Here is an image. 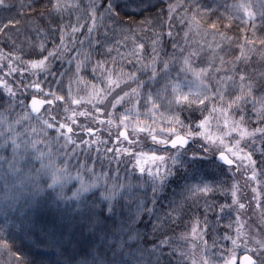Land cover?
<instances>
[{"label":"snow or ice","instance_id":"obj_1","mask_svg":"<svg viewBox=\"0 0 264 264\" xmlns=\"http://www.w3.org/2000/svg\"><path fill=\"white\" fill-rule=\"evenodd\" d=\"M7 7L6 0H0V8ZM179 7L170 3L167 10L172 52L165 47L163 20L158 25L148 19L126 22L117 0H88L86 6L79 0H55L50 17L55 13L62 19L69 8L76 11L74 23L49 20L56 23L59 43L53 41L49 49V32L33 22L38 42L29 40L24 53L29 59L23 58L24 50L18 45L7 55L0 49V216L4 217L0 250L8 249L16 264H29L27 253L24 248L17 249L20 255L11 252L3 228L11 226L27 237L38 224L47 229L51 246L67 251L71 245L73 252L96 253L93 260L80 264H168L163 259L165 247L167 255L176 254V264H264V233L252 236L246 229L242 216L248 205L242 202L240 180L235 179H244L256 207L264 209V71L256 79L239 67V61L248 60L243 45H239L240 56L225 60L220 55L228 54L222 42L231 44L234 38L211 20L210 7L201 9L197 4L187 30L177 39L179 33L172 31L171 21ZM225 7L246 16L255 31V13L248 4L237 0ZM260 7L264 25V0ZM234 18L226 15V29ZM201 20L207 25L205 35L215 41L207 58L201 55L204 49L193 47L189 40L193 28L200 34ZM11 24V20L0 22V34H6ZM83 28L87 31L76 47ZM101 28L103 40L92 35ZM137 29L152 31L147 41L150 52L141 42L143 37H137ZM116 36L120 39H113ZM244 39L246 44L255 43ZM86 42L90 49L103 48L104 58L93 63ZM120 46L127 51L121 52ZM72 51L75 56L70 55ZM66 56L74 68L53 72L52 62ZM89 73L104 86L92 84V91L81 96L73 85L86 84ZM81 117L85 122H80ZM98 161L101 171L96 170ZM105 161L108 170H104ZM204 164L220 170L226 167L232 183L225 187L200 175L197 183L183 185L163 214L157 212L160 194L170 182L187 180ZM73 179L78 187L69 197L65 185ZM100 189L97 200L87 196ZM216 191L230 198V203L219 205V212L212 200ZM201 201L203 219L192 213L186 230L177 235L173 225L183 223V216L191 207L199 208ZM226 209L236 213L235 219L230 218L223 235L217 237L216 229L209 227L208 213H216L218 224ZM143 214L155 217L152 234L159 242L150 249L143 247L146 235L134 227ZM261 215L264 227V212ZM210 234L211 243L205 238ZM9 238L14 240L15 233ZM180 240L183 245L177 243Z\"/></svg>","mask_w":264,"mask_h":264},{"label":"trees","instance_id":"obj_2","mask_svg":"<svg viewBox=\"0 0 264 264\" xmlns=\"http://www.w3.org/2000/svg\"><path fill=\"white\" fill-rule=\"evenodd\" d=\"M55 2V0H6L8 5L7 8H0V22L7 24L9 20L12 21V24L9 26V29L6 34H0V49H2L5 55L15 47L16 45L20 46L24 50L21 55L24 59H29L28 55L24 53L28 52V42L31 40L32 42H38V37L36 32L33 29V22L39 23L41 27L49 32L48 39L46 41L47 47L50 49L53 46V41L59 43V30L56 27V23L49 24V20H53L55 22L67 24L69 22H75L76 20V11L75 9L69 8L67 11L63 13V18L55 13L50 17L48 15L49 10L51 9V3ZM82 6H86L88 4V0H79ZM118 3L122 5V15L124 20L127 22L130 19H134L137 22L144 21L148 19L149 21H153L155 24H159L160 20L164 22V37L163 39L167 42L165 47L167 52H172L173 49L171 47V38L167 36V31L169 30V22L167 19V10L168 5L170 3L176 4L179 3L181 7L177 8L173 19L171 21L172 31L174 33H179L177 39L183 36L184 31L187 30V20L191 18L194 11H196V5L199 4L201 9L210 7L213 9V14H211V20L218 21V27L220 31H227L228 36L233 37V41L229 44L227 41L222 42L223 46L228 53L225 55L224 53H220V55H224L225 60H230L233 57L240 56V47L239 45H243L245 48V54L248 57L247 62L244 60L239 61V67L245 69L253 78L258 79V73L264 71V59H262V55H264V44L260 43L261 39H264V25L261 24L260 19V11H261V3L262 0H240V2L246 3L249 5V10L255 13V21L256 28L255 31L252 29L251 21L248 20L246 16H241V13L236 12L234 10L226 9L225 5H231L237 2V0H117ZM46 5L47 7H44ZM163 10V11H162ZM187 12V16L185 15ZM43 13V18H41L40 14ZM231 14L235 17L231 21V28L226 29L225 25L229 23L226 19V15ZM199 19V16H198ZM205 19H207V14H205ZM184 21L183 23L181 21ZM19 21V23H16ZM202 27L199 30L200 34L197 35V30L193 28L192 33L189 35V40L192 42V46L196 48H203L204 51L201 53L202 57H210L213 52V48L215 47V41L211 35H205L204 29L207 27L204 20L200 21ZM135 28L136 25H133ZM147 27V26H146ZM70 31V29H67ZM87 29H81L78 34V40L76 43V47H79V39H84L83 33L86 32ZM104 29H100L99 32L93 33V37L103 40L104 37L102 35ZM10 37V38H9ZM137 37H143L141 42L146 43V47H148V51H151L150 46L147 44L149 38L152 37V31L149 30L147 32H140L137 29ZM244 37H247L249 40H254V44H246ZM43 38V33L40 34L39 39ZM201 39L200 41L198 39ZM70 40L71 37H68ZM113 39H120L119 36L113 37ZM216 40H219V37H216ZM15 41V44H13ZM182 43V41H181ZM209 44H212L213 47L210 48ZM129 42V47H130ZM85 49L92 52L93 55V63L96 59L104 58L101 53L104 51L103 48L97 46L95 50L88 48L87 42L84 45ZM69 48H72V45L69 44ZM121 52H126L127 50L120 46ZM46 55V53H45ZM70 55L75 56L76 52L72 51ZM112 56H116V52L112 53ZM36 58V57H31ZM219 60H217V64ZM53 67L52 71L56 72L65 71L70 68H74V63L69 64L68 58L64 60H55L52 62ZM109 66H111V60L109 59ZM130 67V66H129ZM226 67H230L227 65ZM6 70V69H5ZM175 71V70H174ZM224 73H220L219 75H223ZM84 75V73H82ZM43 78V77H41ZM142 78H146L143 77ZM49 81H52L53 78L51 76L48 77ZM67 80V78H65ZM86 84H81L79 86L73 85L74 91L77 87H79L80 91L85 88L88 84H96L97 87H103L104 85L99 80H94L92 75L89 73L86 76ZM135 85H133L134 87ZM55 84L53 83V88L55 89ZM259 95V92L255 93ZM251 104L247 105L249 111H251ZM59 119V117H58ZM80 122L83 123L84 118H80ZM252 126H255L254 124ZM75 131L84 137V139H89V137L80 132L79 128H76ZM106 138V134H105ZM111 145H109L110 147ZM250 150V149H249ZM93 155H96L93 152ZM259 154H254V158H258ZM83 158V157H81ZM73 164L76 163L75 160L72 161ZM105 163L104 170L107 169V161ZM115 163H113L112 167L115 168ZM123 167V166H121ZM97 171H101L99 167V161L97 162ZM73 174H75V169H73ZM123 175V173H121ZM200 175H204L207 180H214L217 183L223 184L225 187L230 185L232 182V174L226 170H220L217 168L209 167L207 164L201 165V171L193 173L185 179H174L170 182V186L160 194L161 199L158 201L156 211L163 214L169 206V200L174 196L178 197V194L185 183H197ZM235 179L240 180V185L242 189V195L244 196V200L242 202L246 203L249 208L252 206V210L254 211L253 217L249 216L248 206L244 210L245 214L242 216V219L247 223L249 220L252 222H257L261 224L262 220V212L264 209L256 207V202L249 199L248 197V187L244 184V179L240 176L235 177ZM76 181H73L75 184ZM215 187V185H213ZM252 187H254V182H252ZM257 187V185L255 186ZM96 190L97 192L101 191ZM71 193L69 192L68 195ZM254 193H252L253 195ZM148 195H151L150 189L148 190ZM187 195V193H185ZM212 200L215 201V207L217 212H219V205L225 202L230 203V198H226L220 191H216L212 195ZM261 201L264 202V196L261 197ZM191 205V201L188 202ZM149 207L151 204L149 203ZM254 207V208H253ZM197 212L200 214L201 220L203 219V201H201L199 208L191 207V210L188 211L186 215L183 216V223H179L178 225H173L175 233L178 235L181 231L186 230L185 224L189 220L192 213ZM226 214L222 215L219 223H216V213L209 212V227L215 228V235L217 237L223 235L226 230L224 225L229 222V219H235V212H229V210H225ZM155 217L150 218L147 214H143L139 220V222L134 226L138 229L142 234L146 235V240L143 242V247L150 249L154 243H158V239L154 237L152 234V223L154 222ZM4 225V217L0 216V226ZM190 226V225H189ZM257 229L264 233V227L258 226ZM47 229L42 228L39 224L32 230L29 231V235L26 237L23 233L18 232L16 229L11 226L4 227L2 234L5 238H8V244L10 245L11 252H15L17 255H20L17 252L18 248H24L27 253V260L29 264H80L82 260L91 261L95 257L96 253L89 251L87 254L84 251L78 250L73 252L72 246L69 245L68 250L65 251L64 248L53 247L48 243L47 236L45 235ZM255 232L257 234H255ZM15 233V239H11L9 237ZM234 234V232H233ZM259 232L252 231L253 236H258ZM168 235H173L172 231L168 232ZM162 238V237H161ZM206 239H209V243H211V234ZM178 244L183 245L184 241H177ZM220 243L224 244L226 247H230V242L228 241H220ZM211 251H216L215 249H211ZM169 249L167 247L164 248V256L163 259L168 262V264H176L175 256L167 255ZM0 264H16L15 258L10 256L8 249L0 250Z\"/></svg>","mask_w":264,"mask_h":264},{"label":"rangeland","instance_id":"obj_3","mask_svg":"<svg viewBox=\"0 0 264 264\" xmlns=\"http://www.w3.org/2000/svg\"><path fill=\"white\" fill-rule=\"evenodd\" d=\"M199 41L201 40L200 38L198 39ZM92 91V84H88L85 88H83L81 91H80V95L81 96H87L90 92ZM232 183V182H231ZM230 183V184H231ZM256 186V183L254 182V187ZM248 197H249V199L251 200V198L253 197V195H252V190H251V188H249L248 189ZM252 208V206L249 208V206H248V209H249V211H248V213H249V216H252L253 217V214H254V211L251 209ZM254 208V207H253ZM258 226H262L261 224H259V223H257V222H252V220H249L248 221V223H246V229L250 232V235H252V231H257V232H259V233H261L258 229H257V227ZM255 234H257L256 232H255ZM253 236V235H252Z\"/></svg>","mask_w":264,"mask_h":264},{"label":"clouds","instance_id":"obj_4","mask_svg":"<svg viewBox=\"0 0 264 264\" xmlns=\"http://www.w3.org/2000/svg\"><path fill=\"white\" fill-rule=\"evenodd\" d=\"M73 175H74V174H73ZM73 181H75V180H74V179H73V180H69V181L66 183V185H65V193H66V195L69 196V197H71L72 192L75 191V188L78 187V185H77L76 183L73 184ZM69 192L71 193L70 195H68ZM101 192H102V190L99 191V192L95 191L94 193L90 192V193L87 194V196L90 197L91 200L95 201V200H97V199L99 198ZM69 204H70V202H69Z\"/></svg>","mask_w":264,"mask_h":264}]
</instances>
